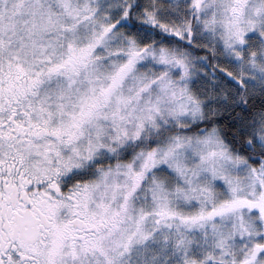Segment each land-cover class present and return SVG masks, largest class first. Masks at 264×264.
<instances>
[{"label": "snow or ice", "instance_id": "snow-or-ice-1", "mask_svg": "<svg viewBox=\"0 0 264 264\" xmlns=\"http://www.w3.org/2000/svg\"><path fill=\"white\" fill-rule=\"evenodd\" d=\"M0 264H264V0H0Z\"/></svg>", "mask_w": 264, "mask_h": 264}]
</instances>
